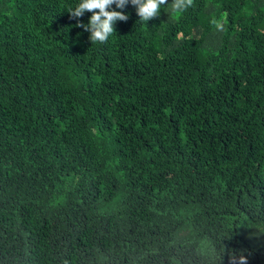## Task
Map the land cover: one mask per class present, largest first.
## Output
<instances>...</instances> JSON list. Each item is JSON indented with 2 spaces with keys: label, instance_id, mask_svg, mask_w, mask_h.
<instances>
[{
  "label": "trees",
  "instance_id": "16d2710c",
  "mask_svg": "<svg viewBox=\"0 0 264 264\" xmlns=\"http://www.w3.org/2000/svg\"><path fill=\"white\" fill-rule=\"evenodd\" d=\"M79 2L0 0V264H264V0Z\"/></svg>",
  "mask_w": 264,
  "mask_h": 264
},
{
  "label": "clouds",
  "instance_id": "9594fccd",
  "mask_svg": "<svg viewBox=\"0 0 264 264\" xmlns=\"http://www.w3.org/2000/svg\"><path fill=\"white\" fill-rule=\"evenodd\" d=\"M131 3L135 7L136 14L139 21L148 22L160 15L162 6H170L172 13H179L187 10L193 5V0H172L169 4L168 0H80L74 7L70 8L67 12L72 19H78L84 15L85 12H90L91 16L87 24L82 22L77 23V27L83 28L89 33V40L93 43H106L109 37L115 32L114 25L117 21L128 20V15L125 14L123 9ZM121 9L117 11L112 9V6ZM217 30L223 31L224 24L217 20L212 21ZM235 261V256L230 257ZM238 264H247V258L240 255Z\"/></svg>",
  "mask_w": 264,
  "mask_h": 264
}]
</instances>
